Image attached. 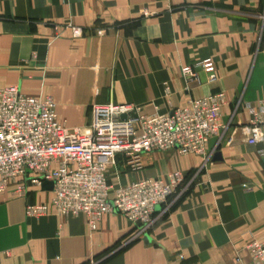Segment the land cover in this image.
Segmentation results:
<instances>
[{"label":"crops","instance_id":"crops-1","mask_svg":"<svg viewBox=\"0 0 264 264\" xmlns=\"http://www.w3.org/2000/svg\"><path fill=\"white\" fill-rule=\"evenodd\" d=\"M206 59L211 84L195 67ZM184 66L197 81L182 78ZM0 85L51 97L70 130L90 124L93 104L151 115L219 92L226 99L209 160L152 151L140 170L122 156L107 170L112 187L181 172L149 230L117 213L94 231L83 215L27 217L26 206L48 204L51 192L29 186L18 198L10 187L0 194V264H237L248 261L249 241L264 240V156L242 130L246 106L264 100V0H0Z\"/></svg>","mask_w":264,"mask_h":264},{"label":"built area","instance_id":"built-area-1","mask_svg":"<svg viewBox=\"0 0 264 264\" xmlns=\"http://www.w3.org/2000/svg\"><path fill=\"white\" fill-rule=\"evenodd\" d=\"M70 29L72 38L83 34L78 27ZM195 67L207 75L208 84L216 81L210 59ZM181 76L188 84L197 81L191 66L182 67ZM225 104L222 92L191 99L167 114L147 115L132 104H93L90 124L70 130L58 119L51 97H30L16 86L0 85V194L11 187L14 197H24L29 186L52 182L49 203L26 206L27 217L83 215L94 231L103 216L117 213L138 226V233L145 232L154 223L155 208L176 193L183 175L176 171L165 179L112 187L107 170L115 167L117 156L129 170H140L142 155L152 151L175 150L209 160L213 152H207V145L223 128L220 112ZM246 109L250 120L242 128L245 142L261 145L258 153L264 156V100ZM245 250L248 261L237 257V264H264V240L249 241Z\"/></svg>","mask_w":264,"mask_h":264},{"label":"water","instance_id":"water-1","mask_svg":"<svg viewBox=\"0 0 264 264\" xmlns=\"http://www.w3.org/2000/svg\"><path fill=\"white\" fill-rule=\"evenodd\" d=\"M126 116L125 115H122L121 116V119H125ZM221 159V156H220V153H215L213 158H212V161L215 162V161H219ZM41 189L43 191H49L51 192L52 189H53V183L52 182H44L41 186Z\"/></svg>","mask_w":264,"mask_h":264}]
</instances>
